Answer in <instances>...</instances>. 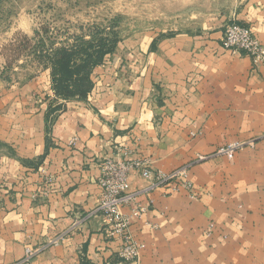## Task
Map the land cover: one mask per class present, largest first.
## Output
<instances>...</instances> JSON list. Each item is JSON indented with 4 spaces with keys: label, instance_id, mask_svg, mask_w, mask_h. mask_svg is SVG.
I'll list each match as a JSON object with an SVG mask.
<instances>
[{
    "label": "crops",
    "instance_id": "1",
    "mask_svg": "<svg viewBox=\"0 0 264 264\" xmlns=\"http://www.w3.org/2000/svg\"><path fill=\"white\" fill-rule=\"evenodd\" d=\"M230 22L264 46V0H245L184 32L119 41L85 100L55 98L48 69L10 83L0 54V264L28 248L30 264L119 263L120 240L90 215L104 159L186 169L188 188L130 174L144 209L130 218L134 264H264V64L222 49ZM233 143V159L216 154Z\"/></svg>",
    "mask_w": 264,
    "mask_h": 264
},
{
    "label": "rangeland",
    "instance_id": "2",
    "mask_svg": "<svg viewBox=\"0 0 264 264\" xmlns=\"http://www.w3.org/2000/svg\"><path fill=\"white\" fill-rule=\"evenodd\" d=\"M244 1L0 0L2 72L10 83L22 82L46 67L39 52L70 46L74 38L98 43L146 32H184L236 11Z\"/></svg>",
    "mask_w": 264,
    "mask_h": 264
},
{
    "label": "built area",
    "instance_id": "3",
    "mask_svg": "<svg viewBox=\"0 0 264 264\" xmlns=\"http://www.w3.org/2000/svg\"><path fill=\"white\" fill-rule=\"evenodd\" d=\"M221 47L233 55L244 54L256 63L264 64V46L252 29L246 25L236 22L227 24L223 31ZM242 146L240 143H233L219 148L216 154L231 160L235 152ZM148 165L146 161L141 160L113 161L104 159L100 163V175L97 178L100 197L96 209L90 215H101L107 228L105 232L107 237L120 240V261L118 264L136 263L143 249V245L136 242L129 232L130 218H139L144 213V209L137 205L135 195L127 192L130 174L134 172L145 179L154 175L155 186L190 187L189 183L185 181V168L170 174H163L161 172L154 173ZM46 180L47 183L51 182L48 177ZM125 208H131L130 216L123 214ZM35 253L32 249H26L23 259L17 264H30Z\"/></svg>",
    "mask_w": 264,
    "mask_h": 264
},
{
    "label": "trees",
    "instance_id": "4",
    "mask_svg": "<svg viewBox=\"0 0 264 264\" xmlns=\"http://www.w3.org/2000/svg\"><path fill=\"white\" fill-rule=\"evenodd\" d=\"M37 36V32H34ZM23 39L28 42L27 37ZM75 43L48 52H39V58L50 70L52 91L57 99L85 100L94 88L93 72L104 64L119 41L99 39L98 43L74 38Z\"/></svg>",
    "mask_w": 264,
    "mask_h": 264
}]
</instances>
